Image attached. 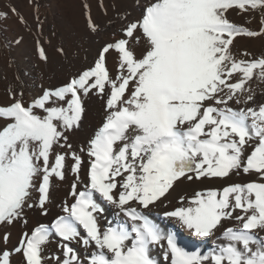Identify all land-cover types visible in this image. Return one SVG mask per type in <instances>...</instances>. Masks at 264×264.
<instances>
[{
	"label": "snow or ice",
	"instance_id": "1",
	"mask_svg": "<svg viewBox=\"0 0 264 264\" xmlns=\"http://www.w3.org/2000/svg\"><path fill=\"white\" fill-rule=\"evenodd\" d=\"M84 9L90 34L99 35L87 3ZM128 15L119 38L62 86L30 103L9 88L10 102L0 106V226L27 225L28 210L48 216L69 171L72 202L14 248H7L10 233L0 234V264H17L14 255L19 264H159L157 248L166 264H264V90L253 87L264 85V54L235 50L239 39L264 40V0H148L137 19ZM257 16L259 28L248 27ZM57 52L67 58L64 47ZM38 56L49 62L42 45ZM92 96L105 101V122L76 151L70 139ZM239 175L255 179L180 196L163 213L171 228L150 219L152 206L167 208L178 182ZM102 205L117 210L103 229ZM182 233L222 242L206 254L191 251ZM55 238L60 254L47 255Z\"/></svg>",
	"mask_w": 264,
	"mask_h": 264
},
{
	"label": "bare ground",
	"instance_id": "2",
	"mask_svg": "<svg viewBox=\"0 0 264 264\" xmlns=\"http://www.w3.org/2000/svg\"><path fill=\"white\" fill-rule=\"evenodd\" d=\"M15 2L16 0H0L2 10L9 12L6 19L0 14V106L10 102L9 88H14L16 91L23 90L25 102L30 103L43 89L62 86L70 75L90 67L101 45L114 38H119V30L126 23L121 18L130 13L129 21L137 19L143 5L148 3V0H89V4L86 0H62L61 4L57 0H23L22 8L16 7ZM85 3L91 8L93 20L101 27L99 35L90 34L87 28ZM101 3L107 8V15L104 8L100 6ZM11 8H15L26 23H21L17 15L10 11ZM233 19L237 23H243L240 17L234 16ZM38 42L45 48L49 57L47 64L39 59ZM249 42L264 50V40L259 39H239L235 48L242 47ZM61 46L64 47L67 58L57 52V48ZM140 50L137 49L138 52ZM107 63L109 69L115 72L117 61L114 54H109ZM86 108L82 128L70 139L76 151H79L81 147L87 148L96 132L104 124L107 115L105 101L99 97L92 96L87 101ZM82 156L85 164L81 169V179L86 183L88 158L86 154ZM72 181L73 177L69 171L66 181L56 188L48 216H41L35 210H28L27 225L20 223L8 229L0 226V234L10 233L7 248L17 246L24 232L30 233L40 224H51L56 217L64 215L61 205L65 200L72 202V198L68 195ZM228 184H235V182L229 181L228 178L214 182H178V186L170 193V203L167 208L159 204L152 206L149 213L150 219L160 223L163 227L171 228V223L163 220V213L178 206L177 200L180 196L192 197L197 191L223 188ZM80 189L83 190L82 184ZM102 206L104 212L100 214L99 223L103 229L108 226L109 221H116L117 210L107 205ZM181 236L186 237L185 242L189 244V250H199L205 254L222 242L212 238L202 243L195 238L187 237L186 233H182ZM57 240L58 238H55L47 246V255L60 254ZM73 247L77 248L82 257L87 255L82 246L73 245ZM152 256L159 261V264H166L161 249H153ZM14 259L19 264V257L14 255Z\"/></svg>",
	"mask_w": 264,
	"mask_h": 264
},
{
	"label": "rangeland",
	"instance_id": "3",
	"mask_svg": "<svg viewBox=\"0 0 264 264\" xmlns=\"http://www.w3.org/2000/svg\"><path fill=\"white\" fill-rule=\"evenodd\" d=\"M22 1L23 0H16L15 4H16V7H20L22 8L23 4H22ZM60 4L62 3V0H57ZM70 1H73V0H70ZM89 4V0H86ZM8 13L7 11H3L1 6H0V14L2 15L3 18H7L8 17ZM6 14V16H5ZM259 16L256 17V19L252 22V24L250 25H247L248 27H251L253 29H258L259 28ZM256 45H253L252 42H249L247 44H245L244 46L240 47L239 48H235V50L237 51V53H242L244 51H247L249 53H251L252 55L254 56H259L261 54H264V50L263 49H260L259 47H257L256 49ZM253 87L257 89V92L260 93L262 90H264V85H259L257 86V84H253ZM261 90V91H260ZM229 181L231 182H235V183H247V182H251L252 180L255 179L254 176H244V175H239V176H232L230 178H228ZM214 182V181H212ZM226 223V226H233L232 222H225Z\"/></svg>",
	"mask_w": 264,
	"mask_h": 264
}]
</instances>
